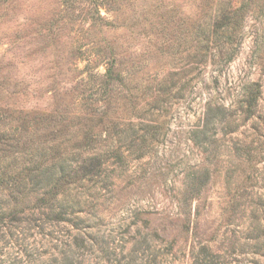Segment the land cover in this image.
I'll list each match as a JSON object with an SVG mask.
<instances>
[{
    "label": "rangeland",
    "instance_id": "rangeland-1",
    "mask_svg": "<svg viewBox=\"0 0 264 264\" xmlns=\"http://www.w3.org/2000/svg\"><path fill=\"white\" fill-rule=\"evenodd\" d=\"M0 264H264V0H0Z\"/></svg>",
    "mask_w": 264,
    "mask_h": 264
},
{
    "label": "trees",
    "instance_id": "trees-1",
    "mask_svg": "<svg viewBox=\"0 0 264 264\" xmlns=\"http://www.w3.org/2000/svg\"><path fill=\"white\" fill-rule=\"evenodd\" d=\"M65 213V212H64ZM62 214V213H61ZM61 218V217H60Z\"/></svg>",
    "mask_w": 264,
    "mask_h": 264
}]
</instances>
